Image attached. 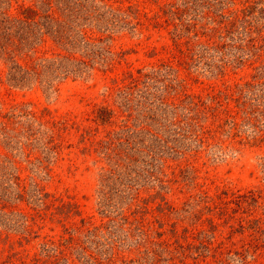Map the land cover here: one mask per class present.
Returning a JSON list of instances; mask_svg holds the SVG:
<instances>
[{"label":"trees","instance_id":"obj_1","mask_svg":"<svg viewBox=\"0 0 264 264\" xmlns=\"http://www.w3.org/2000/svg\"><path fill=\"white\" fill-rule=\"evenodd\" d=\"M144 21L164 29L170 54L111 76L110 97L94 111L96 125L66 115L47 119V142L58 140L63 148L69 135H78L82 152L94 154V161L100 163L96 196L101 219L94 222L81 215L72 200L52 198L18 168L12 179L15 189L0 188V250L4 243L23 245L38 236L35 228L47 220L61 224L62 233L44 238L42 252L16 264H127L119 244L130 235L148 241L146 213L152 202L160 210L167 204L163 193L150 188H164L157 162L164 160L161 154L169 136L188 140L186 146L190 142L199 146L214 137L215 121L223 118L236 126V113L241 112L242 120L253 113L245 101L249 81L204 97L191 90L182 71L204 68L220 74L227 64H242L254 55L253 50L264 45V0H167L152 15L132 2L112 0H0L5 78L15 86L44 88L55 80L53 86L69 77L113 70L126 52L114 47L117 31L136 29ZM228 47L237 51L231 53ZM0 124L6 144L13 149L17 143L11 141L9 121L0 116ZM23 145L24 160L31 162V150ZM173 149L180 154L185 150ZM41 163L43 169L47 167L44 160ZM140 188H148L147 197L140 198ZM23 203L32 207L24 211ZM30 212L33 220L27 218Z\"/></svg>","mask_w":264,"mask_h":264},{"label":"rangeland","instance_id":"obj_2","mask_svg":"<svg viewBox=\"0 0 264 264\" xmlns=\"http://www.w3.org/2000/svg\"><path fill=\"white\" fill-rule=\"evenodd\" d=\"M112 1L132 2L152 15L167 0ZM148 23L144 21L133 30L117 31L114 47L126 52L113 70H97L88 77H69L56 86H53L55 79L50 87L44 88L9 84L0 59V116L9 121L11 141L17 143L13 149L8 147L0 124V188L14 190L12 179L20 168L22 175L34 177L52 198L72 200L81 215L94 222L101 219L96 196L100 163L94 161V154L82 152L83 143L78 135H69L63 148L57 145L58 140L57 144L47 142L46 130L50 125L47 119L57 120L66 115L96 125L92 120L94 111L110 97L111 76H121L125 68L148 65L170 54L167 33L158 28L159 24ZM260 47L242 64H227L220 74H210L204 68L188 74L182 71L191 90L204 97L208 92L236 88V84L249 81L245 101L254 111L244 120L240 111L236 113V126L223 118L215 121L211 124L214 137L199 146L195 142L186 146L188 140L169 136L168 147L161 154L164 160L157 162L159 175L165 180L164 188H150L163 193L167 204L160 210L152 202L146 213L148 241L130 235L119 244L127 264H264V45ZM227 49L231 53L237 51ZM234 102L237 100H231L232 105ZM236 108L233 106L234 111ZM4 113L7 115L3 116ZM24 127L31 128L24 130ZM21 145L30 148L32 161L36 157L42 161L33 164L24 160ZM175 147L185 150L180 154L174 152ZM43 160L47 164L44 169L38 165ZM146 189L140 188V198L147 197ZM27 204L23 203L24 211L32 207ZM32 213L27 217L30 220ZM35 229L40 234L23 245L14 241L4 243L0 250L2 264L27 262L33 253L42 252L44 238L50 235L57 238L62 233L61 224L51 220ZM132 236L136 239H131ZM101 238L103 247H107L105 238Z\"/></svg>","mask_w":264,"mask_h":264}]
</instances>
